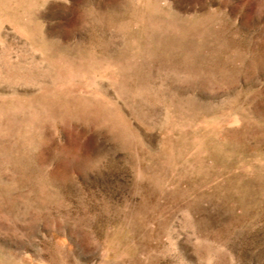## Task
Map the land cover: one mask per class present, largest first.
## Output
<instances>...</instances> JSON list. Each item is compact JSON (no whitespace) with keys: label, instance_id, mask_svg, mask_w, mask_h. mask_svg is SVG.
I'll return each mask as SVG.
<instances>
[{"label":"rangeland","instance_id":"rangeland-1","mask_svg":"<svg viewBox=\"0 0 264 264\" xmlns=\"http://www.w3.org/2000/svg\"><path fill=\"white\" fill-rule=\"evenodd\" d=\"M0 264H264V0H0Z\"/></svg>","mask_w":264,"mask_h":264}]
</instances>
